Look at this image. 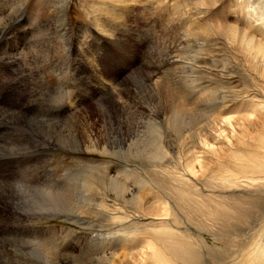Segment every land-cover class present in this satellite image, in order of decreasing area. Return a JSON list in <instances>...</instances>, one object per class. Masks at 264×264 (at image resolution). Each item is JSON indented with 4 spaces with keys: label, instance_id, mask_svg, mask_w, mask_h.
Instances as JSON below:
<instances>
[{
    "label": "rangeland",
    "instance_id": "374dc122",
    "mask_svg": "<svg viewBox=\"0 0 264 264\" xmlns=\"http://www.w3.org/2000/svg\"><path fill=\"white\" fill-rule=\"evenodd\" d=\"M57 1L0 0L4 10L0 9V18L8 23L0 29V186H8L6 192L0 189V264H106L105 259L115 255L122 264L141 263L138 251L145 236L137 235L131 242L119 239V229L136 221L134 206L129 204L132 220L118 223L107 214L102 216L103 207L110 199L120 203L118 190L123 192L128 186L137 191L142 187V175L150 176L146 174L147 159L140 152L146 151L153 129L158 136L171 134L175 153L186 146L184 150H190L187 160L191 152L199 153L206 176L214 174L218 159L229 163L232 149L255 146L264 134V109L258 106V100L264 101V4L255 5L253 0H157L145 6L137 0L131 3L130 12L123 13L124 20L101 16L107 28L120 36L113 42L93 21L100 0L66 1L65 28L70 31L66 38L58 27L63 8ZM19 2L23 6L16 13L13 9ZM175 2L179 5L176 12ZM151 6L158 7L155 14H150L147 7ZM196 34L204 47L203 61L210 68L209 81L202 87L219 104L209 115L226 124L207 132L192 147L191 135L208 120V111L184 109L179 115L184 126L176 133L171 125V112L177 104L170 97L174 84L164 74L166 65L160 66L163 73H154L148 64L152 53L166 51L161 49L162 43L172 47ZM89 47L91 52H86ZM139 71L151 73L153 81L170 93L150 91L136 75ZM132 80L138 98L128 106L132 100L124 90ZM191 92L185 90L176 98L187 108L200 109ZM115 98L128 106L123 128L135 132V143L131 147L129 142L121 143L125 147L121 153L114 148L105 150L108 130L98 105ZM109 126L117 128L112 119ZM122 138L127 141L129 135ZM35 144L37 151L32 149ZM91 147H97V152ZM40 167L50 171L60 188L41 192L21 186L45 188L50 178ZM176 167L178 159L172 165ZM125 169L132 176L123 174ZM199 170L197 163L195 171ZM148 185L150 179L141 188L144 195ZM240 205L246 203L237 207ZM242 226L243 231L247 229ZM149 250L152 248L143 251ZM129 252L136 256L128 261L122 253Z\"/></svg>",
    "mask_w": 264,
    "mask_h": 264
},
{
    "label": "bare ground",
    "instance_id": "6f19581e",
    "mask_svg": "<svg viewBox=\"0 0 264 264\" xmlns=\"http://www.w3.org/2000/svg\"><path fill=\"white\" fill-rule=\"evenodd\" d=\"M66 1L68 0L57 1L58 4H62L61 7L63 8L62 15L58 18L57 22L61 23L58 27H62V32H60V34H62L64 38H66L67 35H70L68 33V28H65L68 19V12L66 13L65 6ZM134 1L137 0H100V2L96 3L98 7L96 6L97 9L95 10V14H93L95 26L97 25L100 28L101 33L105 34L106 37L110 38L113 42H116L120 36L114 30L107 28L108 26L106 25L108 24L104 23L101 16L104 14L111 15L114 19L122 18L124 20L123 13L132 10L131 3ZM139 1L140 4L145 6H150L152 3L151 1L157 2V0ZM253 3L255 5H263L264 0H253ZM174 4V11L176 12L179 5L178 2H175ZM18 5L19 6L13 9L16 13L20 7L22 8L23 6L21 2H19ZM147 8H150V14L158 10V7L151 6ZM0 9L1 12H4L1 5ZM166 10L167 9H165V11ZM165 11L163 10L162 12ZM167 12L169 11L167 10ZM175 12L171 14L175 15ZM98 14L100 17H98ZM7 24L8 23H6L3 18H0V29L7 26ZM39 26L41 25L39 24ZM42 27L43 26H41V28ZM165 32L167 33V30ZM243 39L249 41L245 36ZM199 41L198 34H196L194 39L190 37L188 42L181 41L180 44H175L172 47L162 43L161 49H166V51H164V53L155 52L151 54V63L148 65L153 67L154 73H163L160 66L166 65L165 67L167 68L165 69L164 74L167 78H170V81L168 82L172 83L171 85L174 84L171 89L172 91L174 90L173 93L163 89L160 82H154L151 73L146 74L144 71H139L136 74L141 78L145 87L150 91L155 92L156 94H167L168 92L170 93V97H173L176 100L177 104L173 107L171 112V125L176 133H181L183 129L184 120L180 121L179 115H181L180 113L183 112L184 109L196 113H201L203 110L208 111L206 114L208 120L191 135L193 140H191L190 145L192 147L199 144L198 140H201L202 137L205 138L204 135H206L207 132L213 133L214 130L219 129V125L226 124L224 119L209 115L213 110L217 111L219 109V104L217 103V100L211 94L203 90L202 87V84L206 83V79L209 81L206 77H208L207 73H209L208 70L210 68L206 66L203 61V57L205 56L203 53L204 47L199 45ZM85 43L86 42L83 44ZM85 51L91 52V47L86 48ZM212 51H214V49ZM206 54L208 55V53ZM211 58L212 56L210 59ZM171 70L172 72H170ZM215 75L216 74H214V76ZM167 78L166 80H168ZM210 79L212 82V78ZM159 80L160 79L157 81ZM132 81L133 84H131V86H128L127 84L124 90V92L128 94H126L127 98L129 97L128 100H132L127 104L128 106L131 105L133 101L136 102V99L138 98V89L134 80ZM110 84L112 85V83ZM185 90L192 91L191 93L195 99L197 101L199 100L197 104H200V109L187 108L188 106H183V104L177 100L176 97L178 96L176 95L178 94L179 96H182ZM184 98L185 97H183V99ZM254 98L255 97H253V99ZM115 99L116 100L111 99L109 102L107 101L108 103H100L98 105L101 116H103L104 128L108 130L105 150L108 151L114 148L116 149V153H121L125 148L120 146L121 143L126 145L127 142H129V147L135 143L133 142V134L135 132L132 131L130 127H128V130L123 128L122 125L124 122L127 123V120L124 117V112L125 110H128V106H126V104L122 105V102L118 101L119 99ZM258 101V106H261L264 109V101ZM193 103H195V101ZM110 119L116 122L117 128L109 126ZM122 120H124V122ZM126 134L129 135L127 141L124 140L126 136L122 138ZM169 135L171 134L166 132L165 136H158V131L153 129L147 140L146 151L140 152L142 153V157L146 158L148 162L147 166L149 170L146 174H149L150 176L146 177L142 175L141 179L142 187L147 185L150 179V185L147 186L148 192L144 195L143 190L141 189L142 187L138 188L137 191H134L128 186H124L123 192L118 190L121 196L120 203L116 202L118 200L110 199L108 200L107 206L103 207V214L100 212L102 216L107 214L112 221L117 223L124 219L132 220L133 216L135 217V222L131 221L119 229L120 233L122 232L119 239H123L124 242L126 240L129 242L133 241L136 239L137 235L145 236L142 237L144 241L143 246H141L142 250L138 251L141 255L138 259L140 261L142 259V261L141 263L134 261V263L264 264V134L257 138V143L254 141L256 143L255 146L245 144L243 147L237 146L232 149L229 163L224 164L221 159H218V165L215 168L214 174L209 176H206L204 164L202 163L201 158L197 156L199 153L191 152L190 160L186 159L187 155L190 154L189 149L184 150L186 146H183V150L175 153L172 145L173 140L169 138ZM96 144V141L92 143L93 146ZM206 144L207 143H205V146ZM200 145L203 144L200 143ZM208 145L210 144L208 143ZM32 149L37 151V145L35 144ZM90 149L93 152H97V147H91ZM10 152L15 151L10 150ZM107 155L111 157V153L107 152ZM176 159H178V167L172 168V165L176 163ZM197 163L200 165V170L198 172L195 171ZM40 168L41 171L47 174L50 178L46 183V186L44 185L45 188H34L26 185L21 186L26 189L41 192L60 188L61 184L57 183L55 177L50 171L46 167ZM145 168L147 169V167ZM35 169L37 168L35 167ZM37 172L38 171H36V174ZM201 172L203 173L201 174ZM123 174L126 176L128 175L129 177L131 171L125 169ZM116 179L119 180L120 178L116 177ZM166 183H170L171 186L166 188ZM8 185L11 186L10 184ZM31 185H33V181ZM40 185L42 186V183ZM0 189L6 192L8 186H0ZM154 190L156 192H153ZM9 193L13 195L12 188L9 190ZM149 196L151 197L149 198ZM14 200L15 197L13 195L12 201ZM242 201H244L246 205H240L237 207ZM129 204L134 206L132 207L135 210L133 216L130 215L131 207ZM40 211L41 210L38 212ZM242 225H246L247 229L243 231L241 229L243 227ZM234 236H236L237 241H233ZM123 240H121V242H123ZM151 248L152 251H143L144 249ZM122 255H124L123 257L128 261L130 259L133 260L136 256L134 252H129L128 254L122 253ZM120 258L121 257L115 255L111 259L106 258L105 262L106 264H109V260L115 259L113 264H122L123 260ZM129 262L130 264H134L131 261Z\"/></svg>",
    "mask_w": 264,
    "mask_h": 264
}]
</instances>
